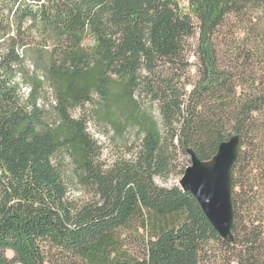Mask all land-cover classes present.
I'll return each instance as SVG.
<instances>
[{
  "label": "trees",
  "instance_id": "trees-1",
  "mask_svg": "<svg viewBox=\"0 0 264 264\" xmlns=\"http://www.w3.org/2000/svg\"><path fill=\"white\" fill-rule=\"evenodd\" d=\"M234 137L225 240L163 184ZM0 264H264V0H0Z\"/></svg>",
  "mask_w": 264,
  "mask_h": 264
},
{
  "label": "water",
  "instance_id": "water-1",
  "mask_svg": "<svg viewBox=\"0 0 264 264\" xmlns=\"http://www.w3.org/2000/svg\"><path fill=\"white\" fill-rule=\"evenodd\" d=\"M236 152L235 137L222 143L210 162H200L190 152V166L179 181V188L194 197L206 219L225 240L231 238L230 171Z\"/></svg>",
  "mask_w": 264,
  "mask_h": 264
},
{
  "label": "rangeland",
  "instance_id": "rangeland-1",
  "mask_svg": "<svg viewBox=\"0 0 264 264\" xmlns=\"http://www.w3.org/2000/svg\"><path fill=\"white\" fill-rule=\"evenodd\" d=\"M89 131L94 136V138L99 141V143L102 147V155H103L102 161H104L106 163L112 162L118 156L125 153V149L123 148V145H124L123 139H121L119 137H115L110 133L107 136L105 134H101L102 131L98 127L93 128V126H91L89 128ZM129 136H130V139L133 141L134 140V134H129ZM125 141H127V139H125ZM68 177L70 180H73L71 172H69ZM180 179H181V177H172L165 184H163V186H165V187L178 186L179 187ZM69 189H70V191L74 197L81 199V200L88 199L87 192L83 188H81L80 186L74 185V183H72V184L69 183ZM129 233H131V232L125 231L122 233V235L123 234L126 235L124 237L125 243L127 244L130 251L134 252L138 248V246L136 244H134V241H133L134 240L133 237L135 235V232H134V234H133V232L131 234H129ZM7 255L10 256V253H7Z\"/></svg>",
  "mask_w": 264,
  "mask_h": 264
}]
</instances>
